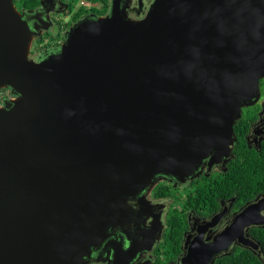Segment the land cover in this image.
Listing matches in <instances>:
<instances>
[{"label": "water", "instance_id": "1", "mask_svg": "<svg viewBox=\"0 0 264 264\" xmlns=\"http://www.w3.org/2000/svg\"><path fill=\"white\" fill-rule=\"evenodd\" d=\"M28 20L0 0V264H88L157 179L229 155L264 79V0H154L140 21L116 0L37 63Z\"/></svg>", "mask_w": 264, "mask_h": 264}, {"label": "flooded vegetation", "instance_id": "2", "mask_svg": "<svg viewBox=\"0 0 264 264\" xmlns=\"http://www.w3.org/2000/svg\"><path fill=\"white\" fill-rule=\"evenodd\" d=\"M115 1L14 0L37 33L30 59L37 63L58 52L74 24L86 17H107ZM117 1L134 21L143 20L154 2ZM234 133L232 150L222 162L209 166L206 159L184 181L163 176L130 200V223L115 227L88 264L129 257L128 264H182L184 257L207 251L228 233L227 247H217L221 250L210 264H226L224 258L244 250L264 257V79L255 104L242 109ZM249 242L257 248L244 244Z\"/></svg>", "mask_w": 264, "mask_h": 264}, {"label": "trees", "instance_id": "3", "mask_svg": "<svg viewBox=\"0 0 264 264\" xmlns=\"http://www.w3.org/2000/svg\"><path fill=\"white\" fill-rule=\"evenodd\" d=\"M1 93L6 92V90H1ZM0 93V98H1ZM13 96V95H11ZM11 96H3L4 99L9 98ZM4 99L0 100V102L3 104ZM236 131V127H235ZM264 246V245H263ZM226 264H264V257H254L249 251L244 250L240 254L235 255V257H227L224 258Z\"/></svg>", "mask_w": 264, "mask_h": 264}, {"label": "rangeland", "instance_id": "4", "mask_svg": "<svg viewBox=\"0 0 264 264\" xmlns=\"http://www.w3.org/2000/svg\"><path fill=\"white\" fill-rule=\"evenodd\" d=\"M1 93V92H0ZM1 96H10V92L6 91V92H3L1 93Z\"/></svg>", "mask_w": 264, "mask_h": 264}, {"label": "built area", "instance_id": "5", "mask_svg": "<svg viewBox=\"0 0 264 264\" xmlns=\"http://www.w3.org/2000/svg\"><path fill=\"white\" fill-rule=\"evenodd\" d=\"M2 99H4V97H3V96H1L0 100H2ZM4 100H5V99H4ZM1 104H2V103L0 102V105H1ZM3 104H4V102H3ZM3 104H2V105H3Z\"/></svg>", "mask_w": 264, "mask_h": 264}]
</instances>
